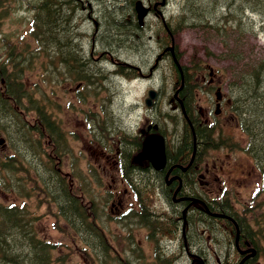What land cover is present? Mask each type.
I'll use <instances>...</instances> for the list:
<instances>
[{
  "label": "rangeland",
  "instance_id": "374dc122",
  "mask_svg": "<svg viewBox=\"0 0 264 264\" xmlns=\"http://www.w3.org/2000/svg\"><path fill=\"white\" fill-rule=\"evenodd\" d=\"M2 1L0 62L6 61L5 67L13 69L11 57L19 56L20 60H23L24 88L29 94L31 93L32 98L42 97L47 110H52L56 122L66 136L63 146L66 153L60 156L61 169L63 173L68 172L72 176L71 182L74 186L82 187L83 185L88 188L91 200H95L93 201L98 212V225L101 229L104 228V232L109 236L105 218L106 207H109V204H106L110 196L108 191L109 186L113 191L120 177L114 160L107 158V154H115L107 150L106 141L100 145L92 138L88 130L91 124L90 118L93 116L102 118L104 110L114 129H124L130 133L133 131L138 133L149 123H158L168 144L176 141V135L181 130L182 123L178 120L179 111H172L174 104L168 103L173 94L175 80L171 73L170 58L156 60L154 63L160 53L157 41L163 38L161 33H159V39L155 38V33L160 29L156 28L158 20L154 16L147 18L144 31L140 33L139 38H132L135 41L131 42L125 35H120L117 26L125 18L129 20V10L118 6V4L125 6L122 0H82V5L78 7V12L73 17L74 20L71 19L70 35L74 38V44H81L85 51L90 49L94 53L95 61L91 62V65L96 69L98 76H105L102 78V86L98 83L100 86H96L94 90V87H85L84 83L65 74L66 69L57 64V56L45 55L43 38L32 35L30 30L35 5L40 0ZM163 13L164 19H171L172 24L176 23L175 17L181 15L185 17V21H180L179 27L173 32L172 38L180 65L185 66L188 72L195 64H201L203 69L200 70L201 72L191 73L197 86L193 93L194 108L196 110L210 108L209 118L220 128L222 140H226L222 149L214 152L213 156L207 160L208 165L211 167L215 162V166L218 167L222 164L224 176L222 187H225L224 191L226 190L238 210L262 202V199L264 202V192H258L259 185L261 187L259 177H255L252 181L247 179L246 186L238 184L239 181L246 179L249 171L253 169L257 171V166L255 168L253 159L246 153L250 138L245 133L248 134L251 124L245 121L247 115H238L234 107H231L235 94L229 92V86L234 85V79L238 73L261 59L264 60V0H166ZM249 13L252 15L248 16ZM88 14L96 25L87 19ZM215 23H217L215 26L227 29L225 36L222 34L224 31L220 33L210 27ZM95 26H97L96 35H94ZM100 50L110 55L104 52V57L97 56L96 52ZM228 52L236 54L238 59L229 61L218 58L219 55ZM121 59L128 64L140 66L142 76L127 80L115 75L113 73L115 66L112 62H121ZM209 66L214 73V84L221 87L225 97L221 112L216 117L212 113V103L217 86L211 88L206 94V88L202 87L205 83L200 79L201 75H207ZM220 71L224 72V77ZM149 89H154L160 94L152 108L144 106V98ZM94 91L97 94H94ZM253 106L256 112L258 106L254 104ZM253 106L248 107L250 114H254L251 112ZM171 117L178 120L174 123L175 126L171 123ZM263 119L264 116L260 118V121ZM15 128L16 135L21 136L20 129ZM26 146L22 144L20 149H25ZM39 149L40 146L36 145V148L26 150L23 154L24 158L29 160V157L33 156L38 163L42 159ZM26 165H28L27 162ZM34 177L33 172L30 175L17 174L16 177H12L14 184V189L11 186L12 202L21 204L22 200L18 193L21 190L25 192L30 189L34 184L29 179ZM17 178H23L25 181L23 186L15 184ZM0 180V189L5 191L3 185L5 177L0 176ZM37 190L38 188L30 192ZM118 190L121 192L123 187L119 186ZM25 202L29 216L34 217L32 225L30 224L32 230L56 244L51 263L60 258L63 261L55 262L56 264H121L115 252L107 253L104 260L101 255L100 259H97L88 249V245L69 228V225L54 216V209L52 206L48 209L47 202L32 198L26 199ZM88 202L91 205L88 212H91L93 204L90 200ZM36 204L38 208H35ZM254 208L255 206L251 209ZM261 209L262 207L259 210L256 208L252 210L253 217L257 216ZM2 215L1 212L0 222L3 220ZM250 222L253 224L252 221ZM108 229L112 232L110 236L115 238L117 228L108 226ZM10 240L9 248L13 249L10 253L17 252L10 245L12 241ZM21 240L27 242L24 237ZM258 261L259 264H264V255L261 254Z\"/></svg>",
  "mask_w": 264,
  "mask_h": 264
},
{
  "label": "flooded vegetation",
  "instance_id": "af4514ba",
  "mask_svg": "<svg viewBox=\"0 0 264 264\" xmlns=\"http://www.w3.org/2000/svg\"><path fill=\"white\" fill-rule=\"evenodd\" d=\"M146 5L149 9L148 14L152 13L163 18L165 7L161 9L162 0ZM134 23L132 20V25ZM159 55L160 58H167L165 52ZM79 59L87 62V59L80 57ZM200 79L208 85L215 83L212 74H209L208 78L201 75ZM15 86H18L17 82L13 84L4 77L0 78V102L7 100L5 104H0V159L5 161L6 167L12 159L13 143L22 145L29 140L26 134L15 135L14 127L19 126L11 110L15 109L26 121V115L22 114L23 107L13 105L10 99L12 94L18 91ZM5 89L7 95L4 94ZM180 92L181 90L177 94L178 101L173 94L168 100V103L173 99L177 101L172 108L179 112L187 103L183 91ZM159 96L158 92L154 104ZM224 99L222 96L221 105ZM197 111L202 123L207 124L210 121L208 117L210 108L205 110L198 108ZM185 122L189 128V122ZM180 123H182L181 130L185 132L184 122ZM152 131V129L147 130L148 133L142 135L151 134ZM140 133L143 131L139 130ZM36 139L40 141L42 138L37 135ZM172 146L171 149L165 141L167 165L159 170L153 169L146 159H139V153H126L124 149H122L124 152H121L117 147L113 152L115 155L107 154V158L114 160L120 179L118 178V184L114 186L113 191L109 186L110 196L106 203L109 207L105 210L106 230L109 236L106 232L102 234L103 246L107 250L117 252L121 264H257L254 256L240 253L248 248V241L242 243L239 241L237 244L234 239L232 246H227L223 242L222 237L224 238L225 234L221 233V225L224 219L215 216L222 213L221 206H226V202L221 200V193L224 192L223 166L220 164L216 167L214 162L210 167L207 162L217 149H213L212 154L208 156L203 145L197 152L195 142L189 146L185 145L182 139ZM252 171L248 172L246 179L239 181L238 184L245 186ZM6 174L8 177L11 176V169L6 168ZM119 186L123 187L122 193L118 190ZM1 198L2 193H0V203L11 207V181L8 182L5 199L1 200ZM108 226L117 228L115 238L110 236L112 232H109Z\"/></svg>",
  "mask_w": 264,
  "mask_h": 264
},
{
  "label": "trees",
  "instance_id": "16d2710c",
  "mask_svg": "<svg viewBox=\"0 0 264 264\" xmlns=\"http://www.w3.org/2000/svg\"><path fill=\"white\" fill-rule=\"evenodd\" d=\"M0 0V6L2 5ZM66 6V7H65ZM36 11L32 20V35L36 38L42 37L45 43L44 52L48 57L57 55L60 58V66L66 71L65 74L76 73L78 80L86 79L87 82L93 84L95 82L96 70L92 69V72L87 73L84 64L80 63L75 58V62L71 59L74 58L72 54L73 48L70 45V33H71V14L69 9V0H40L35 5ZM3 10V9H2ZM72 12V11H71ZM176 23L172 24L170 32L173 33L178 27L180 21H185L183 15L175 17ZM217 23L210 25L215 31L226 35L225 28L215 26ZM168 28H170L168 26ZM56 50V51H55ZM226 55V56H225ZM14 60L19 59V56L14 57ZM219 59L237 60L238 57L232 52L224 53L219 55ZM242 60V58L240 59ZM75 63V64H73ZM22 63L18 62L16 65L19 67ZM73 65L76 69L72 70ZM123 67V66H121ZM183 69H186L183 67ZM21 67L19 71H21ZM129 71V69L127 68ZM92 77H90V75ZM235 75V74H234ZM235 77V76H234ZM91 78V80H90ZM235 80V81H234ZM235 101L234 109L238 115H247L245 121L250 122L251 129H248L246 135L250 138V143L246 148V153L253 158L255 165L257 166L258 172L261 177V187L258 190L264 192V119L260 121V118L264 116V60H260L254 65H250L245 68L244 71L238 73L235 77ZM231 85V84H229ZM96 87V86H94ZM230 88V86H229ZM190 86H184L183 92H189ZM192 95V94H191ZM258 108L255 112V107ZM249 106H253L254 114L249 113ZM186 113L189 119L195 125V133L197 138L202 141H206L210 135L202 136L198 134V129L201 128L197 121L195 122L192 118L191 111L186 108ZM95 127H97L98 133L94 134V138H102L105 135V128L102 126L101 121L93 119ZM44 124L49 126V119L47 116L44 117ZM188 145L191 146V133L188 132ZM45 184L58 192V195L53 200L58 203L61 211V215L70 217L69 212L71 207H74L72 215L76 218L74 223L71 222L69 226L80 235L81 238H87L90 235H95L100 238L101 228L95 225L94 221L97 218V214L94 211L88 212L87 203L83 197L72 196L67 189V184L60 179L59 181L54 178L47 179ZM263 196V193H262ZM255 208L261 211L253 217L254 209L247 208L243 209L241 215H235L237 218V224L239 233L242 241H248V244L253 246L257 253L264 255V202H258L254 204ZM253 206V207H254ZM226 208V207H225ZM230 209V208H229ZM256 210V211H257ZM252 211V212H251ZM3 213V220L0 222V264H51V253L50 245L48 246L43 240H36L33 237V230L30 226L32 223L23 220L27 215L23 208L12 207L9 211L5 208H0V213ZM251 215V218H249ZM253 224H251V222ZM241 225V226H240ZM26 238L27 242L21 240ZM10 245L14 247L17 252L10 253ZM95 239V238H93ZM28 244V247H26ZM8 246V247H7ZM12 254V255H11ZM14 254V255H13ZM58 261H63L58 259Z\"/></svg>",
  "mask_w": 264,
  "mask_h": 264
},
{
  "label": "water",
  "instance_id": "95a60500",
  "mask_svg": "<svg viewBox=\"0 0 264 264\" xmlns=\"http://www.w3.org/2000/svg\"><path fill=\"white\" fill-rule=\"evenodd\" d=\"M137 11L139 13L138 18L141 19L144 15V11L139 8V5L137 4ZM155 97V91L149 90L148 91V98L145 100V104L147 106H150L151 99ZM160 140V141H159ZM153 142L150 141V154L148 155V159L153 163L155 168H159L164 163V152H163V146L161 139H153ZM251 253L254 252L253 249H250Z\"/></svg>",
  "mask_w": 264,
  "mask_h": 264
},
{
  "label": "bare ground",
  "instance_id": "6f19581e",
  "mask_svg": "<svg viewBox=\"0 0 264 264\" xmlns=\"http://www.w3.org/2000/svg\"><path fill=\"white\" fill-rule=\"evenodd\" d=\"M241 226V225H240Z\"/></svg>",
  "mask_w": 264,
  "mask_h": 264
}]
</instances>
